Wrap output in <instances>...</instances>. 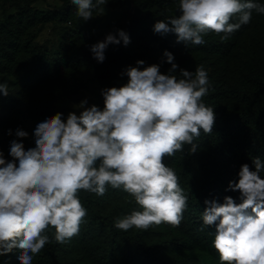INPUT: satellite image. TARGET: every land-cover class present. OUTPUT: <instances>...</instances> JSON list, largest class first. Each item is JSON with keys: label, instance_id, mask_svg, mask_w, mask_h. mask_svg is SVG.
<instances>
[{"label": "clouds", "instance_id": "clouds-1", "mask_svg": "<svg viewBox=\"0 0 264 264\" xmlns=\"http://www.w3.org/2000/svg\"><path fill=\"white\" fill-rule=\"evenodd\" d=\"M109 0H70L76 15L87 22L94 11L102 16ZM177 13L157 20L153 33L174 34L176 43L204 45L208 33L221 39L251 23L253 13L264 15L258 0H178ZM127 47L123 29L108 33L89 46L93 59L104 63L109 45ZM161 64L137 60L120 76L127 82L100 89L103 108L81 100L78 109L56 112L38 121L31 133L34 146L25 148L30 134L15 130L7 154L0 149V257L19 250L18 264H33L34 256L54 241L64 244L78 236L87 216L79 193L104 196L109 187L128 193L141 210L117 218L114 227L146 231L167 224L178 228L188 207V195L176 172L164 163L177 152L193 155L201 133L210 135L216 113L203 98L209 76L203 65L188 71L165 50ZM178 72L181 78L171 73ZM0 95H9L7 81ZM77 112L79 114H77ZM7 135L13 136L8 129ZM240 166L238 179L226 191L238 192L239 203L225 196L220 203L205 199L204 226L215 227L212 246L220 264H264V161Z\"/></svg>", "mask_w": 264, "mask_h": 264}, {"label": "trees", "instance_id": "trees-1", "mask_svg": "<svg viewBox=\"0 0 264 264\" xmlns=\"http://www.w3.org/2000/svg\"><path fill=\"white\" fill-rule=\"evenodd\" d=\"M3 1L16 9L14 13L5 9L0 21V78L7 81L9 91L7 97L0 95V149L6 157L17 128L30 134L23 141L25 148L34 146L31 133L36 123L56 112L66 116L87 91L96 96L95 104L102 109L100 89L126 83L127 77L122 78L120 73L129 65L135 66L137 60H144L145 65L161 64L166 74L171 65L161 62L167 50L182 69L194 72L205 62L217 67L209 78L208 95L203 98L216 113L213 133H201L195 141L197 153L188 155L186 145L185 152L164 159L188 195L181 225L118 230L114 227L117 218L141 210L134 198L111 187L104 196L81 191L79 197L87 216L79 235L59 244L53 239L55 230L49 228L52 242L34 256L33 264H220L212 246L215 227L202 222L204 201L216 199L222 203L225 196H231L239 203L238 192L226 191L228 182L238 179L242 164L254 170V157L264 161V63L258 62L253 52L248 58L252 75L235 84L230 83L227 69L219 68L247 35L257 30L264 33V15L253 13L251 23L227 39H221L223 34L208 33L204 45L189 43L185 47L176 43L174 34L153 33L157 20L178 15V0H109L105 8L131 5L118 27L129 34L131 43L127 47L122 42L109 45L101 64L93 59L89 46L94 42L76 15V6L69 1L54 10L37 8L36 0ZM47 23L67 27L57 44L48 46L37 41ZM182 59L188 63L182 65ZM171 74L181 78L178 72ZM8 129L13 130V136L7 135ZM19 254V250H13L0 257V264H18Z\"/></svg>", "mask_w": 264, "mask_h": 264}, {"label": "rangeland", "instance_id": "rangeland-1", "mask_svg": "<svg viewBox=\"0 0 264 264\" xmlns=\"http://www.w3.org/2000/svg\"><path fill=\"white\" fill-rule=\"evenodd\" d=\"M66 1L70 2V0H36L34 5L39 9L54 10L62 6ZM131 8V5H124L119 8L107 7L105 8L106 12L104 15L100 16L94 14L93 19L83 22V27L89 31L92 42L96 43L97 41H102L108 33H114L123 22L124 11ZM5 9H7V13H14L16 10L12 4H4V1L0 0V21L3 19ZM65 29H67V27L64 25L54 26L51 23H47L42 26L37 41L48 46L57 44L60 40L61 33ZM253 52L258 62L264 63V33L261 30L247 35L235 54L225 60L224 64L219 68L220 70H222V68L227 69V77L230 83L235 84L239 79L252 75L253 71L248 65V58ZM181 63L184 65L188 62L182 59ZM201 65L205 67L209 78H213L217 67L207 62L201 63ZM160 70L163 73L165 69L160 68ZM0 82H2L1 78ZM85 98L88 99L89 105L95 104L96 102V96L90 91L86 92L83 99ZM77 104L71 105V111L78 109ZM77 114L79 113L77 112Z\"/></svg>", "mask_w": 264, "mask_h": 264}]
</instances>
